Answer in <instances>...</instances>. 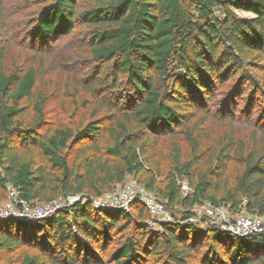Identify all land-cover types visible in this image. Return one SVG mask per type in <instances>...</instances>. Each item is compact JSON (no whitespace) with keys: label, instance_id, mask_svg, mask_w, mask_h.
I'll list each match as a JSON object with an SVG mask.
<instances>
[{"label":"trees","instance_id":"1","mask_svg":"<svg viewBox=\"0 0 264 264\" xmlns=\"http://www.w3.org/2000/svg\"><path fill=\"white\" fill-rule=\"evenodd\" d=\"M75 4L76 0H54L44 5L29 35L39 41L57 39L68 35L79 19L91 27L88 47L92 57L114 61L130 91L125 102L75 130L56 127L42 132L43 100L40 96L33 99L34 68L7 74L0 62V185L12 184L27 200L42 198L48 177L41 167L21 155L22 142L38 147L57 167V187L87 197L41 219H0V254L41 239L62 254L54 264H96L93 245L95 237L102 233L97 231L96 220L102 222L106 235L110 226L119 225L111 221L117 217L125 220L120 229L133 222L138 235L127 237L111 254L114 264H135L142 252L155 253L161 241L173 263L183 264L181 256L187 248L180 247V243L185 241V232L206 236L223 248L225 264H264V232L239 237L215 225L204 230L195 223L184 222L193 214L190 209L203 201L225 204L235 212L264 214V155L254 149L245 154L242 171L234 183L224 185L220 196H216L218 188L212 180L193 168L198 162L199 145L197 137L186 130L191 157L181 161L177 146L173 168L176 175L188 176L191 192L183 195L173 179L163 193L154 187L152 177L144 182L170 204L180 203L188 209L183 221L162 223L161 232L151 231L144 220H135L129 209L95 207L92 202L94 197L123 182L127 174L136 176L143 169L146 152L141 142L151 134L158 137L181 126L202 94L208 93L211 80L222 82L239 57L250 52L264 57V0H193L192 10L180 0H98L96 5L78 13ZM218 8L222 16L218 15ZM233 9L251 12L253 17H237ZM24 99L32 101L36 113L29 127L21 120L28 108L21 104ZM104 133L111 138L112 144L106 150L114 162L84 154L88 150L84 145L79 170L73 171L59 155L68 145L85 143L81 141ZM133 205L141 207L137 201ZM107 217L110 220L106 221ZM17 264L43 263L24 253Z\"/></svg>","mask_w":264,"mask_h":264},{"label":"rangeland","instance_id":"2","mask_svg":"<svg viewBox=\"0 0 264 264\" xmlns=\"http://www.w3.org/2000/svg\"><path fill=\"white\" fill-rule=\"evenodd\" d=\"M53 1L0 0V62L7 74H21L28 67L34 68L33 99L40 96L43 100L42 132L56 127L75 130L79 125L105 114L109 108L125 102L124 97L127 91H130L125 77L117 73L114 61H97L92 57L88 47L91 27L79 19H76L68 35L57 39L39 41L29 35L28 32L34 26L40 9ZM180 1L188 10L193 9V0ZM97 3L98 0H76V12ZM216 10L219 14L217 11L216 13L222 16L220 9ZM232 12L237 17H253V13L244 10L233 9ZM238 63L223 77L222 82L214 79L208 83V93L202 94L199 103L192 107L191 116H188L181 126L169 132H162L158 137L151 134L149 139H144L141 142L146 152L143 169L136 176L127 174L123 182L113 185L101 196L116 194L123 185L134 181L164 203L165 209L171 215V222L183 221L182 216L188 209L180 203L170 204L156 189L149 190L144 182L152 177L154 187L163 193L166 190L165 185L173 179L180 187L181 193L186 194L181 186H189V178L187 175H176L173 168V154L177 146L180 149L181 161H187L191 157L190 146L184 135L186 130L197 137L199 145L198 162L193 168L206 173L212 180L218 188L216 196H220L224 185L234 183L236 176L242 171L245 154L254 149L257 154L264 155V57L250 52L239 57ZM31 103V100L25 99L21 103L28 106L21 118L25 127L31 126L35 120L36 113ZM81 142L85 143L68 145L59 151V155L66 159L73 171L79 170L84 145L88 146L84 154L115 161L106 150L112 144L107 134ZM19 152L34 166L41 167L49 180L43 187L42 198L34 199L35 202H54L60 208H67L87 199L86 196L66 193L57 187L56 177H59L60 172L57 167L51 165L38 147L21 142ZM5 198L6 187L0 185V204ZM97 198L98 196L94 197V200ZM70 200L73 202L70 203ZM206 203H197L190 209L197 219L192 223L204 230L212 225L205 224L206 220L208 221L203 209ZM132 204L128 208L133 218L147 223L146 207L141 204V215H138L140 209L135 205L131 207ZM220 205L231 214L246 212H235L225 204ZM107 220H110L109 217ZM111 221L119 225L110 226L105 235L102 222L96 220L97 231L104 233L95 237L93 257L96 258V264H114L110 259L111 254L127 237L138 235L133 222L120 229L124 219L114 217ZM148 227L156 233L162 231V226L158 223H151ZM40 240L24 242L19 247L2 251L0 264H17L24 253L36 256L43 264H54L62 254ZM183 240L185 241L180 243V247L187 248L186 253L181 256L183 264H222L220 261L226 263L225 251L214 245L210 238L185 232ZM139 244L143 246L142 243ZM150 252H142L135 264H174L169 257L168 248L162 241L155 253Z\"/></svg>","mask_w":264,"mask_h":264},{"label":"built area","instance_id":"3","mask_svg":"<svg viewBox=\"0 0 264 264\" xmlns=\"http://www.w3.org/2000/svg\"><path fill=\"white\" fill-rule=\"evenodd\" d=\"M185 193H190L191 188L182 184ZM75 200V198H74ZM139 202L148 210L147 224L171 222V215L165 209L164 203L146 188L138 186L134 181L125 184L111 196H98L92 199L95 207L128 210L130 204ZM73 200H70L72 203ZM60 206L54 202L38 204L34 200H27L19 195V191L12 184L6 186V198L0 204V219L17 217L25 221L41 219L52 215ZM203 209L208 221L222 231L230 232L239 237H245L264 232V214L243 213L231 214L224 206L213 205L209 202L204 204ZM242 211V210H240ZM238 211V212H240ZM187 222H195L194 214L189 216Z\"/></svg>","mask_w":264,"mask_h":264}]
</instances>
